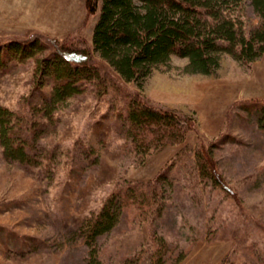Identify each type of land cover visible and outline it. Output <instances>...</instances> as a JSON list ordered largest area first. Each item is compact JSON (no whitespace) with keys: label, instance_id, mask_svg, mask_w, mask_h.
<instances>
[{"label":"rangeland","instance_id":"1","mask_svg":"<svg viewBox=\"0 0 264 264\" xmlns=\"http://www.w3.org/2000/svg\"><path fill=\"white\" fill-rule=\"evenodd\" d=\"M97 17L85 0H0V104L30 111L49 90L38 60L60 43L91 51ZM91 57L100 78L81 81L54 111L31 162L0 145V264H85L78 225L117 183L136 180L155 184L162 212L123 211L97 239L102 264L151 250L153 236L168 243L164 264H264V128L253 108L264 102V53L248 64L223 54L210 74L186 72V59L171 55L140 85ZM131 100L188 118L185 139L135 154L124 138ZM197 152L222 185L199 173Z\"/></svg>","mask_w":264,"mask_h":264},{"label":"trees","instance_id":"2","mask_svg":"<svg viewBox=\"0 0 264 264\" xmlns=\"http://www.w3.org/2000/svg\"><path fill=\"white\" fill-rule=\"evenodd\" d=\"M85 7L90 13L98 10L91 51L58 44L52 55L38 60L35 69L40 82L44 76L49 80L48 93H41L39 102L26 113L0 104V145L6 158L31 162L37 138L55 121L54 111L81 91V81L100 78L92 52L122 80L138 85L171 55L186 59V72L210 74L218 69L223 54L248 64L264 53V0H85ZM248 9L255 22L247 16ZM253 108L264 128V102ZM126 120L124 138L140 157L152 148L182 142L191 127L190 120L175 111L139 100L129 102ZM196 157L199 173L222 185L210 156L197 152ZM160 178L166 179L159 175L156 181ZM156 198L154 183H117L98 210L86 215L77 227L87 246L85 264H102L97 239L118 222L123 211L162 212L163 203ZM152 242L151 250L141 247L120 264H164L170 258L168 243L161 236H153ZM183 255L178 253L176 261Z\"/></svg>","mask_w":264,"mask_h":264}]
</instances>
